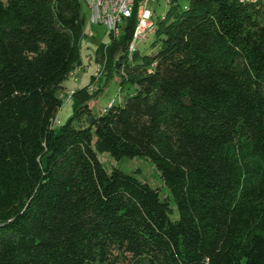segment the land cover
<instances>
[{"label":"trees","instance_id":"trees-1","mask_svg":"<svg viewBox=\"0 0 264 264\" xmlns=\"http://www.w3.org/2000/svg\"><path fill=\"white\" fill-rule=\"evenodd\" d=\"M81 1L0 0V264H264V2L171 0L143 55L126 19L93 55L126 94L57 126Z\"/></svg>","mask_w":264,"mask_h":264},{"label":"rangeland","instance_id":"rangeland-1","mask_svg":"<svg viewBox=\"0 0 264 264\" xmlns=\"http://www.w3.org/2000/svg\"><path fill=\"white\" fill-rule=\"evenodd\" d=\"M167 5L165 0H156L155 2L150 3L149 8L153 11L155 15H160L161 13H164L167 9ZM81 10L83 14L85 15V25L83 27V32L88 31V29L93 30L94 37H89L87 35H83L80 39V45H81V51L80 56L83 59L86 54L92 55V62L89 63L88 69L84 71L83 73H80L78 80H73L72 78H67L62 82L64 86H66L67 89L70 90L72 86H78L82 87L84 85H88L91 82V75L94 72L95 69V63H94V51L97 43H101L102 45L106 46L108 45L110 41V37L108 35V32L106 28L103 25H91L88 23V17H89V9L84 3V1H81ZM152 40V38H151ZM157 45L152 46L150 45V37L148 40H145L144 42H137L135 43V48L138 50L139 55L148 54L151 51L156 50ZM104 73V71H103ZM103 76V77H102ZM101 79L98 78L97 80L95 77H93L95 80L90 88L92 90H95L97 88H100L101 91L97 95L96 99L92 100L90 102L91 105H94L98 111L104 110L106 107V104L108 101H112L113 103L119 102V100L123 97V95L126 94V90L119 91L118 90V84L113 79L105 80L106 73L101 75ZM63 89L62 94H65ZM66 92V91H65ZM72 114L71 110V104L68 101H63L61 107L57 110L54 121H59L57 126L64 123L66 119ZM98 158L100 161L104 164V166L109 170L112 166L117 165V167H120L122 170L126 172H130L135 174L138 178L147 181L150 185L157 187L159 190V194L161 197H165L168 195L169 191L167 187L163 184L159 173L155 169L152 162H150L146 158H139L135 157L132 159L122 160L120 162L115 161L108 153H97ZM174 213L172 214V217L177 216L176 208L173 205Z\"/></svg>","mask_w":264,"mask_h":264},{"label":"built area","instance_id":"built-area-1","mask_svg":"<svg viewBox=\"0 0 264 264\" xmlns=\"http://www.w3.org/2000/svg\"><path fill=\"white\" fill-rule=\"evenodd\" d=\"M89 9L88 23L91 25H103L107 31L115 38L119 37L122 23L134 15L135 26L129 44V50L134 51L135 43L144 42L154 32L157 15L149 8L150 3L156 0H83ZM171 0H165L169 4ZM239 2H256L264 0H237ZM163 13L160 18H163ZM88 35H92V30L88 29ZM92 62L90 56L85 57V61L70 70L69 77L78 79L77 76L88 69L89 63ZM95 69L93 76L97 80L103 73L104 64L94 62ZM74 89L69 90L66 94L61 95L69 102ZM58 121H56L57 123Z\"/></svg>","mask_w":264,"mask_h":264},{"label":"crops","instance_id":"crops-1","mask_svg":"<svg viewBox=\"0 0 264 264\" xmlns=\"http://www.w3.org/2000/svg\"><path fill=\"white\" fill-rule=\"evenodd\" d=\"M80 75H81V74H80ZM80 75H79V76H80ZM79 78H80V77H79ZM79 78H78V79H79ZM62 86H63L64 89H67L66 86H64L63 84H62ZM72 87H74V86H72Z\"/></svg>","mask_w":264,"mask_h":264}]
</instances>
